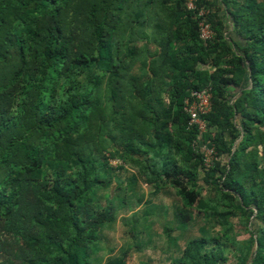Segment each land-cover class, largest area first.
I'll list each match as a JSON object with an SVG mask.
<instances>
[{"label": "trees", "instance_id": "16d2710c", "mask_svg": "<svg viewBox=\"0 0 264 264\" xmlns=\"http://www.w3.org/2000/svg\"><path fill=\"white\" fill-rule=\"evenodd\" d=\"M196 5L0 0V264H93L130 204L106 190L152 204L141 182L175 189L178 224L204 220L170 264H264V0ZM205 88L209 167L185 108Z\"/></svg>", "mask_w": 264, "mask_h": 264}, {"label": "rangeland", "instance_id": "374dc122", "mask_svg": "<svg viewBox=\"0 0 264 264\" xmlns=\"http://www.w3.org/2000/svg\"><path fill=\"white\" fill-rule=\"evenodd\" d=\"M112 165L118 167L123 166V163L113 160ZM124 167L129 168L128 165ZM119 174L128 180L125 171ZM137 187L136 190L143 197V201L151 199L152 204L139 202L135 195H126V191L115 189V184L113 189L106 190L107 193L114 192V195L127 196L130 204L128 203L129 206L126 207H122L120 203L116 205L121 212L120 219L114 226L105 229L104 239L99 245L101 252L94 255L93 264H105L107 260L122 256L128 249H131L127 258L129 264L147 261L153 264H170L169 258L178 257L180 254L177 249L182 250L189 239L200 236V227L204 224V220L197 217L196 222L189 226L180 225L175 220V209L182 203L174 188H164L158 195L151 197L153 188L146 186L144 182L139 183ZM125 188L127 191H132L130 184ZM204 195L209 196L207 189ZM101 204L104 205L105 201ZM237 222L238 220H235V223ZM168 227L173 228L169 233L166 232ZM211 227H214V224H211ZM237 231L232 233L235 236L233 239L242 241L249 238V234L242 228ZM208 233L214 236L218 234L212 229L208 230ZM171 239L176 240L175 246L171 244ZM228 255L230 260L227 264H235L230 250Z\"/></svg>", "mask_w": 264, "mask_h": 264}, {"label": "built area", "instance_id": "2783aa9c", "mask_svg": "<svg viewBox=\"0 0 264 264\" xmlns=\"http://www.w3.org/2000/svg\"><path fill=\"white\" fill-rule=\"evenodd\" d=\"M186 5L189 10H197L196 0H186ZM204 10H200V15L204 16ZM206 15V14H205ZM207 21V20H206ZM202 20L200 22V38L207 43L212 40L215 36L214 30L209 22ZM209 88H205L202 91H194L192 93L195 98L187 99L185 102V108L190 113V127L195 126L199 131L197 144L200 149L204 152V162L206 166H211L215 160V149L211 143L203 142V134L207 130L206 122L202 118L204 114L211 110V96L209 94Z\"/></svg>", "mask_w": 264, "mask_h": 264}]
</instances>
